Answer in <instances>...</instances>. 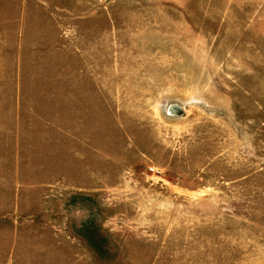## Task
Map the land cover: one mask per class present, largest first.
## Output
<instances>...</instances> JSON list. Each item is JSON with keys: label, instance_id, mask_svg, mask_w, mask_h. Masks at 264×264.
<instances>
[{"label": "rangeland", "instance_id": "374dc122", "mask_svg": "<svg viewBox=\"0 0 264 264\" xmlns=\"http://www.w3.org/2000/svg\"><path fill=\"white\" fill-rule=\"evenodd\" d=\"M0 264H264V0H0Z\"/></svg>", "mask_w": 264, "mask_h": 264}]
</instances>
